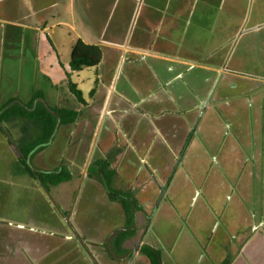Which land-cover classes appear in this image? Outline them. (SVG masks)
Listing matches in <instances>:
<instances>
[{
	"label": "rangeland",
	"instance_id": "rangeland-1",
	"mask_svg": "<svg viewBox=\"0 0 264 264\" xmlns=\"http://www.w3.org/2000/svg\"><path fill=\"white\" fill-rule=\"evenodd\" d=\"M54 1L44 0V3ZM81 3V0H59L54 6L55 16L49 17L45 31L50 42L42 38L41 32L26 30L30 41L25 43L16 38L14 54L9 50V40L5 45L6 69L3 76L0 75L3 100L17 92L23 102L28 103L33 94L40 91L53 107L81 111L74 125H62L50 145L34 157V166L55 170L62 162L75 158L73 169L80 173L101 118L103 109L100 111V107L110 94L106 84L110 80L113 84L116 78L115 88L141 100V108L148 113L136 115V128L138 125L141 128L138 142L144 141L148 150L132 148L128 154H133L138 164L167 162V169L173 164L171 158L175 154L182 157L169 192L149 228L145 229L147 219L139 213L138 234L127 242V247L139 251L143 244L156 246L165 252V264H215L210 255L213 246L215 254L226 252L223 256L236 258V264H264V108L258 116L256 104L264 102V84L240 74H230L220 80L218 73L210 85L205 82L209 72L194 67L183 80H175L170 91L158 93L162 101L156 98L144 101L145 94L138 95L134 91L127 74L140 73L149 82L155 80L159 87L175 76L176 72L168 71V66L178 64L169 61H158V64L150 58L142 66L134 63L136 67L131 68L133 63L129 59L141 56L128 53L123 62L124 50L119 55L117 50L102 46L105 58L99 68L89 67L72 74V81L82 90L87 102L83 105L71 92L68 79L55 83L41 63L44 48L52 45L60 63L67 67L76 42L83 37L92 42L88 32L92 33V38L97 35L98 29L88 27L81 19ZM59 12L68 24L57 26L63 21ZM107 29L112 31L111 27ZM232 47L236 48V54L227 60L230 66L234 65L240 44ZM149 63L158 71L159 81L154 78ZM211 74L214 77L215 74ZM223 85L227 88L226 99H220L218 93ZM95 87L98 92L93 96L91 91ZM116 95H111L108 110L113 107ZM250 96L254 102L250 101ZM198 103L199 111L196 108L185 112ZM154 126L165 128L164 137L149 133ZM17 128L15 136L20 138L22 131ZM117 130V122L106 115L93 159L99 157V145L108 146L110 141L107 140L116 137ZM143 130L147 132L142 134ZM120 137L123 136L120 134ZM75 152L77 154L72 155ZM14 159L9 152L0 154V264H95L81 242L101 264H150L142 254L130 262L128 258L117 262L110 258L104 245L111 232L125 224L126 217L122 205L112 203L98 180L86 177L79 186L76 176L57 187H46L45 191L29 174H21L22 165ZM122 177L115 183L117 188L125 186L127 176ZM150 181L149 174L141 173L136 184L140 201L148 212L156 201L155 197H149L151 188H146L151 186ZM71 209L70 220L78 235L69 231L61 214L69 215Z\"/></svg>",
	"mask_w": 264,
	"mask_h": 264
},
{
	"label": "crops",
	"instance_id": "crops-1",
	"mask_svg": "<svg viewBox=\"0 0 264 264\" xmlns=\"http://www.w3.org/2000/svg\"><path fill=\"white\" fill-rule=\"evenodd\" d=\"M58 1L55 0L49 4L48 2L44 3V0H0L1 76L6 69V64H4L5 45L8 40L11 54H14L16 50L14 47L17 43L16 38L29 43L30 36L27 35L26 30L39 31L42 38H46L50 42L45 31L48 29L49 17L55 16L52 12ZM81 2V19L88 27L98 29L97 35H94L93 38L92 33L88 32L87 34L93 39L92 42L85 37L81 38L86 43L117 50L119 55L124 50L123 62L124 59H127L128 53L141 56V58L129 59L133 63H130L131 68L136 67L134 63H139L142 66L150 58L156 60L157 63L158 61H169L178 64L177 67L168 66V71L176 72L175 76L171 80L160 83L159 87H156L155 80L152 79L149 82L143 79V75L140 73L127 74L126 78L133 84L134 91L138 95L145 94L142 96L144 101L153 98L162 101L158 97V93L162 90L170 91L172 83L175 80H183L190 69L194 67L209 72L210 76H207L205 82L210 85L218 73L220 80L230 74H240L248 78H255L257 82L264 84V0H81ZM59 17L63 21L59 22L57 26L68 24L63 18L62 12H59ZM35 20H38L39 23H36ZM110 27L112 28L111 32L107 29ZM233 44H240V49L234 65L230 66L227 60L232 59L236 54V48L232 47ZM186 45H191V47ZM44 49V54L41 57L42 69L52 77L55 83L64 81L67 78V72L74 73L71 70L70 61L67 67L60 63V57L52 45L46 46ZM104 58L103 54V60L98 66H95L96 68L102 65ZM149 65L153 69L154 78L159 81L158 71L153 68L151 63ZM115 69L111 72L112 76L115 75ZM211 72L215 74L214 77L211 76L213 75ZM117 74H119V70ZM99 81L98 78L97 82L99 83ZM186 85L188 84L186 83ZM111 86L112 80L106 84L108 90L111 89ZM225 87L223 85L218 91L220 99L227 98V88ZM97 88L95 87L98 92ZM114 93L117 95L112 100L114 101L113 107L107 109L106 115L110 116L111 121L117 122V136L107 140L110 141L108 146L99 145V157H113L115 160L118 147L124 145H127V149L133 148L147 152L148 149L144 141L138 142L141 139L138 135L141 130L140 125L136 128L137 113L148 114L141 108V100H136L127 91L117 90L115 87L112 95ZM12 99L22 100L17 92L5 100L0 96V107ZM173 100L178 102L175 97ZM250 101L254 102L252 96H250ZM256 104L259 116L260 109L264 108V102L257 101ZM104 105L103 100L100 111ZM209 107L213 108V105ZM196 108L198 111L200 110V103L188 107L184 111L189 113ZM7 127L15 136L18 131L17 126L7 124ZM164 130V127L154 126L152 130L148 131L150 134L153 132L164 137ZM145 132L143 130L142 134ZM120 134L123 137H120ZM119 149L121 152L122 148ZM2 152L11 153L15 162L19 161L17 150L0 125V154ZM7 182L9 181L7 180ZM215 250L216 248L213 246L210 254L215 264H226L223 262L224 260L227 264H236V258L231 260L227 256L224 257L226 252L217 255ZM162 252L163 264H165V252L163 250Z\"/></svg>",
	"mask_w": 264,
	"mask_h": 264
},
{
	"label": "trees",
	"instance_id": "trees-1",
	"mask_svg": "<svg viewBox=\"0 0 264 264\" xmlns=\"http://www.w3.org/2000/svg\"><path fill=\"white\" fill-rule=\"evenodd\" d=\"M103 54V48L100 45L88 44L80 38L72 49L70 59L72 72L98 66L103 60ZM66 77L71 92L77 96L82 104H87L83 99L82 90L72 81V73L67 72ZM96 92L94 88L91 91V95L94 96ZM14 101L16 99H12L0 107V125L2 123L5 126L11 124L12 126L21 127L22 134L20 138H16L13 132L10 129L8 130L21 152L20 154L17 153L23 173L35 177L33 169L27 163V158L32 157L33 159L50 145L51 139L56 137L59 123L60 126L74 125L81 116V111L67 107H53L48 104L44 93L40 91L36 92L34 97L25 105L19 103V101L11 104ZM113 160V157L95 159L89 168L88 174L90 179L98 180L104 186L107 185L111 191H117L114 187L117 172L112 167ZM36 178L49 188L71 181L73 174L68 169H57L50 172L39 171ZM110 198L112 201L120 202L126 217L125 229L118 232L112 240L111 255L124 257L130 252L126 242L135 237L138 232L134 226L133 204L129 199H120L114 195H111ZM138 208H140L139 205ZM142 251L148 256L150 264H163V252L160 248L146 244L143 246Z\"/></svg>",
	"mask_w": 264,
	"mask_h": 264
},
{
	"label": "flooded vegetation",
	"instance_id": "flooded-vegetation-1",
	"mask_svg": "<svg viewBox=\"0 0 264 264\" xmlns=\"http://www.w3.org/2000/svg\"><path fill=\"white\" fill-rule=\"evenodd\" d=\"M19 103H21L23 105L26 104L22 100H19ZM2 127H3V130L6 132L7 136H9L10 133H9L8 128H7V125L6 126L3 125ZM93 137H94V135H93ZM92 140H93V138H92ZM126 147H127V145H124L122 147L121 146L118 147V149H117L118 152L116 154V159L112 163V167L117 172V175L115 177L114 187H115V189L118 192L117 191H111L108 188L107 185L104 186L102 183H101V185L103 186V188H104V190H105V192H106V194H107V196L109 198H110L111 195H114V196H116V197H118L120 199H129V201L132 202V204H133L134 215H135V223H134L135 228L138 231V215H139V213H142V214H144V216L147 219V223H146V226H145V229L147 230L149 228L150 223L152 222V219L158 213L165 196L169 192L170 185H171V183L173 181V178H174L175 174L177 173V167L179 166L182 157H180L178 154H175V156L171 158L172 159L171 163H173V164H171L169 169L165 168L166 164H168V163L167 162L164 163V161L163 162H160V161L158 162L157 161L155 164L144 161L143 163L138 164V162L136 161L135 156L133 154H130V153L128 154V150L129 149H127ZM119 148H122L121 152L119 151L120 150ZM130 149H132V148H130ZM89 150H90V147H89V149L87 151V156H88ZM94 150H95V148H94ZM136 151H138V150H136ZM76 154L77 153L75 152L72 155H76ZM93 155H94V151L92 153V157H91V161L89 163L88 169H87V171L85 173H84V167H85V163H86V160H87V156H86V160H85L84 166L82 167V170L80 171V173H76L74 171V169H73L74 165L76 164V159L75 158L70 159L69 162H67V161L62 162L55 170H57V169H59V170L68 169L69 171L72 172L73 179L76 176H78V178H79L78 185L82 186L84 181L87 179L86 177L89 178V174L88 173H89L90 166L92 165L93 161L95 159H97V157H98L97 156V157H95L93 159V157H94ZM78 156L81 157L82 155H78ZM140 157H142V156L140 155ZM33 159H32V157L30 158V163H31L30 167L33 169V171L35 173V177H32L30 174L29 175L33 179H35L37 182H39L42 185V188L46 189L45 191H47L48 187L45 184H43L36 177H37L39 171H48V172H50V171H55V170H43V169H40V168L34 166V164L32 163ZM174 162H175V164H174ZM141 173L149 174V176H150V179H151L150 184H151V186H149V187L146 186V188H151V189L154 188V190H152V191L150 189L151 192L149 191V195H150L149 197H155V199H156L155 204H154V206H153V208H152V210L150 212H148L146 206L140 201V197H139L140 196V192H139L138 188L136 187L137 181L140 179V174ZM21 174H24V173L22 172ZM25 174H27V173H25ZM122 175L125 176V177L127 176V181L124 184L125 186H119L117 188L115 186V183L118 182L119 180L123 179ZM141 190L145 191L146 189L145 190L141 189ZM141 193H142V191H141ZM112 203L120 204L119 201H112ZM138 205H139L140 208H138ZM61 214L64 215L65 224L70 227L69 231L71 233H74L75 235H78V231H77L76 227L74 226V224L70 220V216H72V209H71V212H70L69 215H68V213L64 214V212L61 213ZM125 227H126V221H125V224L123 226L115 228L111 232V234L108 236V240H107V242L105 243L104 246L107 247L110 258L113 259V261H116V262L117 261H123L124 258H128V260L130 262V261L134 260V257L136 255L142 254V255H145L147 257V259H148V261L150 263V260H149L148 256L142 251V248H143L144 244L139 246V251L136 248H134V249L129 248L130 252L124 257H116V256H112L111 255V247L109 245H110V243L112 245V240L115 237V235L118 232H120L121 230L125 229ZM137 234H138V232H137ZM137 234H136V236H137ZM80 239H81V241H83L82 238H80ZM110 240H111V242H110ZM130 240L131 239H129L127 242H129ZM127 242H126V244H127ZM81 243H82V246L84 248H86L89 256L91 257L90 252H92V251L88 248V246L85 243H83V242H81ZM93 255H94V253H93ZM95 258H96V260H94L92 258L93 262L95 264H101L96 256H95ZM223 262L227 264V262H225V260Z\"/></svg>",
	"mask_w": 264,
	"mask_h": 264
},
{
	"label": "water",
	"instance_id": "water-1",
	"mask_svg": "<svg viewBox=\"0 0 264 264\" xmlns=\"http://www.w3.org/2000/svg\"><path fill=\"white\" fill-rule=\"evenodd\" d=\"M114 87H115V81L113 82L112 86H111V89H110V94L108 96V99L106 100V103L104 105V108H103V111H102V114H101V118L99 120V123H98V126H97V129H96V132L94 134V137H93V140H92V143H91V146H90V150H89V153H88V156H87V160H86V163H85V167H84V173L87 171L88 169V166H89V163L91 161V157H92V153L94 151V148H95V145L97 143V138H98V134H99V131H100V128H101V125L103 123V120L105 118V115L107 113V109H108V106H109V102H110V97L112 95V92L114 90ZM17 101H14L13 103L11 104H15ZM11 106V105H10ZM1 125L3 126V124L1 123ZM60 127V123L58 124V127H57V130H56V133L58 131ZM55 133V134H56ZM9 135V134H8ZM8 137H10L11 141H12V144L14 146V148L17 150V152L20 154L21 152L19 151V148H18V145L17 143L15 142V140L9 135ZM54 140V137L51 139V142ZM50 142V143H51ZM27 163L31 166V163H30V157L27 158ZM90 255L91 257L96 260L95 256L93 255L92 252H90Z\"/></svg>",
	"mask_w": 264,
	"mask_h": 264
}]
</instances>
